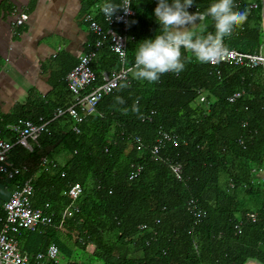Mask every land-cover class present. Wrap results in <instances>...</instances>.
<instances>
[{"label": "trees", "instance_id": "obj_1", "mask_svg": "<svg viewBox=\"0 0 264 264\" xmlns=\"http://www.w3.org/2000/svg\"><path fill=\"white\" fill-rule=\"evenodd\" d=\"M157 2L133 0L135 16L125 48V66L131 68L128 82L100 100L95 112L78 125L77 134L71 130L74 122L64 117L41 134L39 150L30 154L14 145L9 153L11 163L29 170L14 181L0 176V182L12 186L30 178L43 156L59 164L33 181L34 210L58 217L70 204L64 192L73 184L83 188L77 212L61 230L43 226L16 235L20 250L32 259L54 244L66 264H264V193L251 184V169L264 162V71L211 67L181 48L185 67L179 74H162L154 83L135 79L138 43L153 39L161 27L154 13ZM213 2L194 0L193 13H206ZM102 3L84 0L83 12L97 15L96 7ZM251 3L258 9L248 11ZM234 4V11L247 10L248 16L244 30L223 38L224 48L256 53L262 45V0ZM101 18L100 12L97 19ZM209 33H215L214 21L205 16L194 38ZM75 64L69 63L59 74L61 88ZM117 68V57L108 46L91 65L97 84L102 83L101 72ZM237 92L244 94L230 103L228 98ZM201 96L204 103H199ZM59 107L65 106L44 101L16 106L0 121V130L19 121H48ZM159 130L174 133L177 143L165 144L153 160L149 148ZM137 165L142 172L130 181ZM173 165L180 168L181 180L173 174ZM191 199L204 212L198 223L186 209ZM249 214L253 221L246 218ZM2 222L0 208V227ZM142 226L144 230L139 229ZM88 247L93 248L90 254Z\"/></svg>", "mask_w": 264, "mask_h": 264}, {"label": "built area", "instance_id": "obj_2", "mask_svg": "<svg viewBox=\"0 0 264 264\" xmlns=\"http://www.w3.org/2000/svg\"><path fill=\"white\" fill-rule=\"evenodd\" d=\"M121 0H119V3ZM241 6V3H236ZM262 4L264 6L263 0ZM126 15L123 10H118L109 21L101 12L102 22L97 21L91 14L85 16V22L95 39L90 41L85 47L83 53L78 57L75 66L66 73L64 82L69 93L72 95V101L65 107L56 108L52 113V118L48 121L40 120L39 124L31 121H19L16 123L5 125L0 130V176L7 181H14L18 177L28 174L29 170L26 166H16L9 161V153L14 145L21 146L27 152L32 154L35 150H39L38 139L41 134L48 133V125L51 122L61 118L68 117L74 124L71 130L78 133V125L90 115H92L100 100L107 95L112 94L119 88L122 82H128L131 68L125 66V48L129 39V26L131 19L135 16L132 8ZM258 4L251 3L247 10H257ZM187 11L194 14V9L190 6ZM263 11V7H262ZM11 15L15 17L13 26L21 28L29 19V15L25 11L18 12L12 8ZM262 15V13H261ZM119 17V19H118ZM197 24L195 21L193 25ZM193 30V29H192ZM243 29V24L236 26L233 32H239ZM232 32V33H233ZM117 57L119 68L110 72H101L102 83L97 84L98 76L94 74L91 65L98 57L99 53L105 47ZM221 51L219 57L214 62H205L209 66L230 65L233 67L255 69L262 68L264 71V47L261 45L256 53L243 54L235 50L224 48V39L219 45ZM186 50V49H185ZM243 92L234 93L228 98L230 103L243 96ZM205 96H201L199 103H204ZM148 118V117H147ZM14 139V142L11 141ZM137 150L140 149L139 140L134 138ZM177 137L174 133L159 130L156 134L154 143L149 148L150 156L156 160L159 150L165 144L175 146ZM239 145H243L241 139L238 140ZM57 161L43 156L40 160L37 171L26 179L22 185L16 183L13 185L12 192L6 202L1 206L3 212V222L0 227V264H66L65 258L56 245L51 244L47 250L36 255L33 259L27 253L22 252L19 248L16 235L21 231L35 232L43 226H49L56 231L61 230L65 220L69 219L77 212V201L83 193V188L79 184L71 185L64 196L70 200L58 217L52 214H45L42 210H34L32 208V198L34 196L33 181L37 180L43 174L52 172L58 168ZM171 170L178 180H181V170L178 166L173 165ZM142 172V167L137 165L133 167V171L129 176V180L136 179ZM251 184L253 187L264 193V162L251 169ZM229 188H233V184L229 183ZM187 211L191 214L196 223L204 216V212L199 210L198 203L193 199L187 202ZM248 220L253 221L254 215H246ZM195 223V224H196ZM194 224V225H195ZM144 230L145 227H139Z\"/></svg>", "mask_w": 264, "mask_h": 264}, {"label": "crops", "instance_id": "obj_3", "mask_svg": "<svg viewBox=\"0 0 264 264\" xmlns=\"http://www.w3.org/2000/svg\"><path fill=\"white\" fill-rule=\"evenodd\" d=\"M83 6L84 0H0V121L16 106L34 101L71 103L72 95L67 87L61 88L63 80L58 76L95 39ZM12 8L29 15L20 30L13 26ZM96 11L101 12L99 5ZM98 14L91 15L102 22ZM12 189L0 182V208Z\"/></svg>", "mask_w": 264, "mask_h": 264}, {"label": "clouds", "instance_id": "obj_4", "mask_svg": "<svg viewBox=\"0 0 264 264\" xmlns=\"http://www.w3.org/2000/svg\"><path fill=\"white\" fill-rule=\"evenodd\" d=\"M193 3L194 0H171V3L169 0H158L154 13L161 25L159 34L138 43L132 69L135 79L154 83L162 74H179L185 67L181 48L194 53L201 62H214L220 55L219 45L223 38L230 36L234 28L242 25L248 16L247 10H233L236 7L234 0H215L204 14H190L187 9ZM131 4L132 0H121L120 3L103 0L99 7L110 21L118 10H123L127 15ZM205 16H210L214 21L215 33L194 38L189 26ZM116 99L120 103L124 102L120 97Z\"/></svg>", "mask_w": 264, "mask_h": 264}, {"label": "water", "instance_id": "obj_5", "mask_svg": "<svg viewBox=\"0 0 264 264\" xmlns=\"http://www.w3.org/2000/svg\"><path fill=\"white\" fill-rule=\"evenodd\" d=\"M264 3V0H263ZM261 30H262V46L264 47V6H263V11L261 15ZM246 264H260L258 262H248Z\"/></svg>", "mask_w": 264, "mask_h": 264}, {"label": "rangeland", "instance_id": "obj_6", "mask_svg": "<svg viewBox=\"0 0 264 264\" xmlns=\"http://www.w3.org/2000/svg\"><path fill=\"white\" fill-rule=\"evenodd\" d=\"M199 22H201V21H203V19L202 20H198ZM199 22L197 23V25L195 24V25H193L192 27H191V29H193L192 30V33H193V36H194V33H195V30L198 28V26H199ZM190 29V30H191ZM57 159L58 160H62L63 158L61 157V156H59V157H57ZM10 188V187H9ZM93 251V248L92 247H88L87 249H86V252L88 253V254H90L91 252Z\"/></svg>", "mask_w": 264, "mask_h": 264}]
</instances>
